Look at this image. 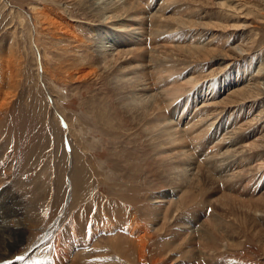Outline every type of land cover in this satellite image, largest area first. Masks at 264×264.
I'll list each match as a JSON object with an SVG mask.
<instances>
[{
	"label": "rangeland",
	"instance_id": "obj_1",
	"mask_svg": "<svg viewBox=\"0 0 264 264\" xmlns=\"http://www.w3.org/2000/svg\"><path fill=\"white\" fill-rule=\"evenodd\" d=\"M76 1L0 0V162L8 192L15 194L21 216L24 214L30 226L22 245L9 257L15 261L22 256L18 260L21 264H201L190 248L192 256L187 259L183 256L186 251L177 253L170 245L178 222L217 214L205 202L211 190L203 187L199 197L188 194L184 201L187 207L168 223L166 234L157 232L155 211L146 199L167 189L155 172L150 154L142 156L145 146L134 142V136H128L135 131L130 124L123 127L124 120L114 103L110 114L105 115L106 122L113 126H104L95 114L101 108L95 96L105 99L99 79L78 85L67 76L76 73L72 63L79 64L85 57L86 45L92 44L95 22L91 21L88 4L81 6ZM180 2L191 4L190 13L198 10L200 3L206 11V17L201 15L203 22L220 27L219 31L210 32L218 38L214 42L207 38V47L217 48L223 55L233 46L244 52L234 62L247 69L251 79L246 78L243 84L257 85L260 92L256 89V93L262 94L257 99L263 106L264 0ZM196 10L192 12L194 18L199 13ZM48 18L57 19L63 26H74L71 30L85 42L79 53L73 51L75 43L53 28ZM62 63L67 70L59 69ZM219 63L204 62L197 75L220 78L223 71ZM95 100L97 107L92 104ZM84 148L86 154L82 152ZM133 171L146 175L142 177L143 183L139 177L136 180L129 176ZM68 180L78 183L81 192L73 188L71 196ZM262 185L264 180L258 187ZM232 225L230 235L241 247L223 250L222 238H215L221 244L211 261L264 264L260 235H254L248 224ZM262 228L258 226L261 232L257 233L264 234ZM139 236L145 242L143 251L139 248Z\"/></svg>",
	"mask_w": 264,
	"mask_h": 264
},
{
	"label": "bare ground",
	"instance_id": "obj_2",
	"mask_svg": "<svg viewBox=\"0 0 264 264\" xmlns=\"http://www.w3.org/2000/svg\"><path fill=\"white\" fill-rule=\"evenodd\" d=\"M180 1L79 0L81 6L88 4L91 21H95L92 44L86 45L85 57L79 64L72 63L76 73L66 72L78 85L99 79L105 99L95 96L101 107L95 114L104 126H113L112 122H106L105 115L110 114L114 103L124 120L123 127L130 124L135 131L127 133L128 136H134V142L145 146L144 151L141 149L142 156L150 154L155 172L167 189L146 199L155 211L157 232L165 233L168 223L180 214L177 212L187 207L184 201L188 194L199 197L203 187H209L212 194L205 202L218 215L210 213L203 218L195 216L194 221L178 222L170 247L177 253L186 251L183 256L187 259L192 256L191 249L201 264H219L211 261L221 244L215 238H222L223 250L241 247L230 235L229 227L234 222L248 224L254 235L259 234L264 250V234L257 233L264 227V185L258 187L264 180V105L257 99L262 95L256 93L257 85L243 84L246 78L251 79L247 69L234 62L244 52L233 46L223 55L217 48L207 47L208 42L218 38L210 32L219 31L220 27L203 22L205 18L201 15L206 17V11L198 3L201 0H191L200 6L194 9L199 12L198 18H194V10L190 13L191 4L182 5ZM61 17L58 18L63 20ZM47 21L72 40L73 51L79 53L85 42L71 30L74 26L70 23L63 26L57 19ZM207 38L209 41L205 42ZM212 61L220 62L222 76L199 77L197 73L204 62ZM59 69L67 70L66 64L62 63ZM240 84L243 86L233 90V86ZM223 95L226 97L220 99ZM92 104L97 107L96 100ZM82 152L87 153L85 148ZM138 174L133 171L129 176L136 180L139 177L143 183L142 177L146 175ZM73 184L68 180L71 196L74 190L81 192L78 183L75 187ZM8 188L0 162V261L11 260L9 256L22 245L23 235L30 228L16 205L15 194L8 192ZM170 213H174L172 219ZM139 237V248L143 251L145 242L143 236ZM11 262L21 264L18 260Z\"/></svg>",
	"mask_w": 264,
	"mask_h": 264
},
{
	"label": "snow or ice",
	"instance_id": "obj_3",
	"mask_svg": "<svg viewBox=\"0 0 264 264\" xmlns=\"http://www.w3.org/2000/svg\"><path fill=\"white\" fill-rule=\"evenodd\" d=\"M17 260H21L23 259L22 256H17L16 257ZM0 264H12L11 260H8V259H4L3 261H0Z\"/></svg>",
	"mask_w": 264,
	"mask_h": 264
}]
</instances>
